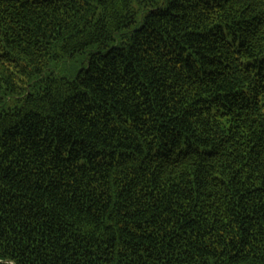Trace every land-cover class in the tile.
<instances>
[{
  "label": "trees",
  "instance_id": "16d2710c",
  "mask_svg": "<svg viewBox=\"0 0 264 264\" xmlns=\"http://www.w3.org/2000/svg\"><path fill=\"white\" fill-rule=\"evenodd\" d=\"M264 264V0H0V264Z\"/></svg>",
  "mask_w": 264,
  "mask_h": 264
},
{
  "label": "water",
  "instance_id": "95a60500",
  "mask_svg": "<svg viewBox=\"0 0 264 264\" xmlns=\"http://www.w3.org/2000/svg\"><path fill=\"white\" fill-rule=\"evenodd\" d=\"M4 263H6V264H11V263H9V262H4Z\"/></svg>",
  "mask_w": 264,
  "mask_h": 264
}]
</instances>
